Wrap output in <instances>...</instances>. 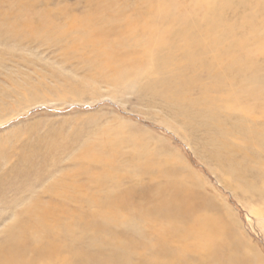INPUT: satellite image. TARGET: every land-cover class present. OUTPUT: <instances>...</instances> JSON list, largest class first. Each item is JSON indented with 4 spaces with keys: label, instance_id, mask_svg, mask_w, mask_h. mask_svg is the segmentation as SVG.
<instances>
[{
    "label": "rangeland",
    "instance_id": "374dc122",
    "mask_svg": "<svg viewBox=\"0 0 264 264\" xmlns=\"http://www.w3.org/2000/svg\"><path fill=\"white\" fill-rule=\"evenodd\" d=\"M106 1L0 0V255L213 264L184 247L195 240L175 238L191 222L194 236L211 237L217 220L223 264L228 245L233 264H264V0H112L105 11ZM151 8L160 48L143 54L149 32L138 29ZM118 12L135 29L109 33L124 44L110 60L84 34L91 15ZM185 13L198 33L212 24L222 46L191 54L193 64L178 45L167 56L160 39L182 44L163 27ZM173 183L206 205L199 216H174L190 199L166 198Z\"/></svg>",
    "mask_w": 264,
    "mask_h": 264
},
{
    "label": "bare ground",
    "instance_id": "6f19581e",
    "mask_svg": "<svg viewBox=\"0 0 264 264\" xmlns=\"http://www.w3.org/2000/svg\"><path fill=\"white\" fill-rule=\"evenodd\" d=\"M99 1L101 2L103 0H99ZM99 1L97 0V2H99ZM112 2H113L112 0H107L105 2V6L103 8H101V9L105 10V11H109L108 10V6L111 5ZM196 6H197V4H196ZM195 9H196V7H195ZM10 11H13V10H10ZM95 15L96 14H93V15H91L89 17V24H88V29H89L88 31L94 33V35H91L87 31L85 32L84 35L85 36L87 34L90 35L91 36L90 38L94 39V41H92V42L94 43V46L97 47L96 48L97 51L100 52L101 54L102 53L103 54H107L108 55V59L114 60L115 58L120 57L121 56V51L123 49V45L124 44H122L120 41L119 42H112L111 40H109L108 39V37L110 35L109 33L111 31H117V29H121L120 34L122 33L121 34L122 37H123V35L125 33L132 34L134 29H135L134 23L129 22L126 18L118 17V16H121L119 14V12L118 13H114V14L111 13V14H109L108 17H104V18H99V17H96ZM184 15H185V19L184 18H180V22L172 21L171 23L166 25V22L168 21L167 20L165 22V26L163 27L164 33H166V30L171 29V37L174 38V39H177V41L179 43H182V44L171 42L169 40V38L166 36V34L164 36V35H162L160 33V37H161L160 39L163 41V44H164V46H162V48H167L168 46L170 47V49L168 50L167 56H172L171 51L179 46V47L183 48L184 51H185V54H183L184 62L187 63V64L192 62V64H193L194 62H193V57L191 56V54H196V52H202V51L205 52V49H208V48L215 49L216 47H222V46L218 42L220 40L219 39L220 36H216V34H213V32H211L212 24L209 26V22H205L204 23V27L205 28L202 27L200 29V33H198L196 28L195 29L193 28L194 25L196 24V19H194L192 17V15H190L188 13H185ZM141 16H142V14H141ZM144 16H145V19H148V20L140 19V27H139L138 31L142 30V28H143L144 32H149L148 34L143 35V37H144L143 39L149 41V43H145L139 48L140 43L143 40V39H140V40H136L132 45L134 46L133 49H138L139 48L138 50H140L143 54L144 53L147 54L149 52L148 49H150V48H153V47L160 48V46H159V44L157 43V40H156V36L157 35L154 32H151V31H152V28H157V20L161 18V15L157 14V12L154 13L153 12V8H151V11L149 12V14L148 15L145 14ZM214 21H216V20H214ZM31 23H32V21H31ZM44 25L40 26L39 28H42V27L45 28ZM47 25H49V24H47ZM29 26H31V24ZM175 26H176V28H175ZM193 29L196 31V33L194 32ZM167 34H169V33H167ZM195 35L198 36V37L195 38L194 37ZM185 36H187V37H185ZM91 39H90V41H91ZM83 41H81V42H83ZM84 42L86 44H88V46H90L89 43H87V41H84ZM80 44H82V43H80ZM176 45H178V46H176ZM85 47H86V45H85ZM239 52H242V50H239ZM125 53L129 54V52H125ZM125 53H124V57L123 58L126 59L128 57L125 56ZM229 59L231 60V58H229ZM216 61L220 62L219 57L217 55L214 57L215 64H216ZM236 61L238 63H242L243 60H242V58L241 59L236 58ZM195 69H198V67L196 65H195ZM101 180H102V178H101ZM169 189L171 191L168 194V197H166V198L174 199L176 196L182 194L181 199H183L185 197H189L188 199H190V200H186V201L182 202L181 205H179V206H176V207L172 206V209L175 211V215L174 216L180 217L181 214H187L188 217H193L196 213L199 216L201 211L205 210V209H202V208L206 207V205L203 202L195 203V201L193 200V197H192L193 194L191 193L190 190H188V189H186L184 187H180V185L178 183L171 184ZM161 201L163 202V204L167 203L168 205L169 204L172 205L171 203L166 202V200H164L163 198H161ZM113 210L114 209L109 210L108 214H111ZM191 219H193V218H191ZM218 224H219V222L216 220L214 223H211V225H209V227L211 226L209 230L213 233L214 237H213V235L211 237L209 235L208 236H202V235H199L198 233H196V236H194L193 230L196 228V224L194 222H191V226L189 228L188 235L185 236L183 234H179L177 236V238H175V240H180L181 244L186 242V241H188V240H191V241L195 240V242L193 243L192 247L188 246V245H185L184 247H186L188 249H192V251H197V252L204 251L205 252V256H207L210 260H212L213 264H223V261H221V259H220V255H221V253H223V248H222V244L219 242L221 239L217 236L216 230H220L222 232V230L224 231V228L222 227V225L220 226ZM163 235H168V232L167 231L164 232ZM211 242H213L214 244L212 245ZM164 243H165L164 241H161L158 244H160V249L162 251L168 253L169 251H166V249H165L166 244H164ZM117 244H120V242H117ZM118 249H120V248H118ZM118 249H115L114 251L116 252V250H118ZM228 250H229L228 253H227V258H229L228 259V262H229L228 264H233L234 258L231 257V254L234 255V251L232 250V248L229 245H228ZM10 251H13V249H11ZM121 251H123V250H121ZM26 253H28V252H26ZM28 255H29V253H28ZM169 256L172 259L171 262L168 261L169 264H181V262L178 261V258L176 256H172V255H169ZM7 259H9L8 261H11L13 259V254L10 253V256H9V255H7V253L3 252L0 255V264H4ZM248 261L247 260L246 261L245 260H241L239 262V264H249L250 261L249 262Z\"/></svg>",
    "mask_w": 264,
    "mask_h": 264
}]
</instances>
